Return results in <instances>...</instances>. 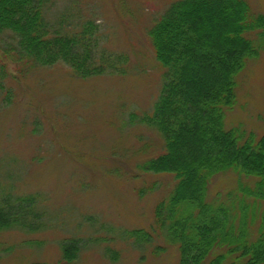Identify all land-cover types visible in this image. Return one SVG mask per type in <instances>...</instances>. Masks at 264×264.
I'll use <instances>...</instances> for the list:
<instances>
[{"label": "rangeland", "instance_id": "374dc122", "mask_svg": "<svg viewBox=\"0 0 264 264\" xmlns=\"http://www.w3.org/2000/svg\"><path fill=\"white\" fill-rule=\"evenodd\" d=\"M172 1H54L53 16L80 10L95 20L101 46L127 54L132 70L82 79L59 64L20 79L7 76L14 100L0 107V197L34 194L43 218L34 231L0 230V264H178L176 245L152 227L174 175L138 168L163 148L159 133L140 118L152 110L164 80L146 31ZM249 1L256 14L264 13V0ZM237 80L225 126L260 137L264 48L247 58ZM252 181L234 171L217 174L208 200L241 194L239 182ZM136 229L151 233V240L138 241L130 233ZM66 238L80 241L72 263L62 259Z\"/></svg>", "mask_w": 264, "mask_h": 264}, {"label": "trees", "instance_id": "16d2710c", "mask_svg": "<svg viewBox=\"0 0 264 264\" xmlns=\"http://www.w3.org/2000/svg\"><path fill=\"white\" fill-rule=\"evenodd\" d=\"M54 1L0 0V107L14 100L9 75L59 64L82 79L131 72L127 54L101 46L95 20L80 10L53 16ZM146 33L164 80L140 121L159 133L163 148L138 168L176 180L155 206L153 229L176 245L178 264H264V134L225 126L238 75L264 48V13L249 0H173ZM229 171L253 181L239 182L241 194L208 200L210 182ZM38 205L34 194L0 197V230L38 229ZM130 233L152 238L143 229ZM80 248L79 239H64L62 259L72 263Z\"/></svg>", "mask_w": 264, "mask_h": 264}]
</instances>
